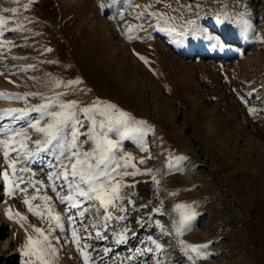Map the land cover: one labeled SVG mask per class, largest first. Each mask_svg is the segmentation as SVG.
<instances>
[{"label": "rangeland", "instance_id": "374dc122", "mask_svg": "<svg viewBox=\"0 0 264 264\" xmlns=\"http://www.w3.org/2000/svg\"><path fill=\"white\" fill-rule=\"evenodd\" d=\"M149 4L150 12L175 18L177 33L191 21L201 33L181 37L158 31L154 17L137 19ZM224 13L230 20L221 23ZM239 17L247 21L246 31ZM0 21V93L52 96L66 91L53 88L52 80L79 79L77 87L88 91L69 92L62 100L85 107L98 98L152 129L143 137L147 151L135 134L121 144L142 173L152 169L159 184L147 174L124 177L135 184L124 189L134 203L123 202L128 219L111 221L107 240L90 241L96 264H152L153 254L128 260L148 236L165 245L172 264H191L186 254L195 264H264V0H0ZM138 24L141 30L128 32ZM39 103V97L0 98V111ZM0 159L6 168L2 152ZM47 159L32 165L45 183ZM4 183L1 178L0 207L4 203L12 218L0 214V264H24L27 234L35 235L30 225H43L28 212L23 195H7ZM47 193L55 200L50 188ZM177 204L196 213L192 230L179 236ZM158 207L162 213L153 211ZM55 210L63 213L64 205L57 201ZM157 221L171 235H162ZM125 227L131 230L127 243L117 245L113 234ZM55 235L56 264H84L70 233ZM181 241L208 244L206 258L188 253ZM105 247L111 249L107 255Z\"/></svg>", "mask_w": 264, "mask_h": 264}, {"label": "snow or ice", "instance_id": "6c2138e0", "mask_svg": "<svg viewBox=\"0 0 264 264\" xmlns=\"http://www.w3.org/2000/svg\"><path fill=\"white\" fill-rule=\"evenodd\" d=\"M113 2L115 3V0ZM159 2L160 0H154V3ZM152 6V4L145 6L144 11L137 13V19L154 17L157 21L154 27H157L158 31L176 33L181 37L189 33L195 37L197 33H201L195 21L189 22V29L177 33L173 23L175 18L166 13L150 12ZM166 7L171 8V5ZM177 10L182 12L183 6ZM4 11L15 13L17 9L6 8ZM223 17L221 23L229 22L227 13H224ZM161 21L167 27H158ZM237 23L242 30H247V21L243 17L237 18ZM142 28L143 25L138 24L129 27L128 32L139 31ZM0 35H3L2 31ZM128 38L134 39L131 35H128ZM51 83L53 88H60L63 85L66 91L54 92L52 96L34 92L0 93V98L27 102L29 97H39L41 100V103L28 105L23 109L0 111V152L7 165L6 168L0 166V175L5 182L3 187L7 188V195L10 197L16 194L23 195V203L27 206L28 212L39 217L43 225L41 227L30 225L35 235L27 234V243L23 250V255L26 257L24 264H56L59 251L56 244L60 241V236L55 235L57 230L65 235L70 233V242L76 245L84 264H96L92 255L96 251V246L90 241L107 240L108 236L105 233L111 221L128 219L123 202L127 200L128 204L134 203L124 189L133 188L135 184H126L124 177L147 174L152 176L153 182L159 184L152 169H146L142 173L136 164L132 163L131 154L122 150L121 144L129 134H135L138 136L142 150L147 151L143 147V137L152 129L147 122L137 121L116 105L100 101L98 98L85 107H81L78 100H62L61 97L68 95L69 92L88 91L77 87L82 84L79 79L69 80L67 83L52 80ZM249 111L254 113L256 110L249 109ZM86 124L87 128H85ZM113 134L117 138L114 139ZM82 136L85 137L83 140ZM86 144H90L88 149H85ZM45 157H49L46 163L48 171L44 172L47 183L43 179H37L36 172L32 168L37 162L43 163ZM149 159L151 157L141 158L138 163L145 164ZM129 168L132 170L128 171ZM176 170L180 169L177 167ZM171 171L170 164L169 174ZM49 188L55 194V200L48 195ZM29 189L33 191L30 192ZM169 195L176 196L178 193L171 192ZM57 201L60 205H64L63 213L56 212ZM176 209L180 212V219L176 222L175 234L179 236L192 230L196 213L190 205L177 204ZM153 211L162 213L163 209L158 207ZM119 213L125 214L119 215ZM6 215L12 218L10 212ZM21 218L27 219L26 216ZM65 223L68 225L67 229ZM156 223L162 235H171L162 224L158 221ZM129 231L131 230L125 227L122 233H114L115 243L126 244ZM53 241L56 243L54 244ZM180 243L188 253L195 254L197 258H206L203 250L207 249L208 244L187 245L184 241ZM141 244L146 246L133 250L128 260L153 254L152 264H172L171 256L166 254L165 245L158 238L148 236L146 241H141ZM110 251L111 249L107 247L103 249L104 255ZM186 259L191 264H195L193 255L186 254ZM143 264H147V260Z\"/></svg>", "mask_w": 264, "mask_h": 264}, {"label": "bare ground", "instance_id": "6f19581e", "mask_svg": "<svg viewBox=\"0 0 264 264\" xmlns=\"http://www.w3.org/2000/svg\"><path fill=\"white\" fill-rule=\"evenodd\" d=\"M0 165L5 168L4 162L0 159ZM3 178L2 175L0 176V179ZM8 209L6 205L3 203L2 206L0 207V214L3 216L6 215Z\"/></svg>", "mask_w": 264, "mask_h": 264}]
</instances>
